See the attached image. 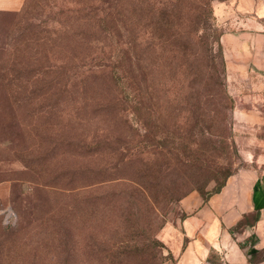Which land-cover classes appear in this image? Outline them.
Wrapping results in <instances>:
<instances>
[{"label":"trees","instance_id":"16d2710c","mask_svg":"<svg viewBox=\"0 0 264 264\" xmlns=\"http://www.w3.org/2000/svg\"><path fill=\"white\" fill-rule=\"evenodd\" d=\"M211 1L77 0L55 9L52 0H24L18 13L0 11V103L36 114V102L56 88V106L39 111L46 124L39 138L56 143L55 114L62 126L59 152L48 146L43 158L44 175L29 166L41 179L33 193L43 188L44 201L35 198L30 219L19 213L4 225L10 229L0 227L12 253L0 262L163 264V218L144 186L125 111L143 125L182 118L226 131L233 101ZM233 173L178 202L191 191L206 201ZM29 229L38 231L26 237Z\"/></svg>","mask_w":264,"mask_h":264},{"label":"rangeland","instance_id":"374dc122","mask_svg":"<svg viewBox=\"0 0 264 264\" xmlns=\"http://www.w3.org/2000/svg\"><path fill=\"white\" fill-rule=\"evenodd\" d=\"M75 1L77 0H52L55 9L61 6L73 7ZM229 1L231 0L211 1L212 23L221 42L224 63L222 77L225 90L233 101L226 131L212 126L208 127V123L191 126L193 124L185 123L182 118L178 123L169 121L152 124L148 122L143 125L135 119V115L129 109L125 111L131 126L129 127L130 134L135 136L133 142L136 146L132 150H140L139 159L143 164L139 168H142V174L147 177L144 186L150 188V191L157 196V209L163 218V225L157 233V237L164 245L163 253L166 255L163 264H175L170 249L171 226H177L183 217L179 209V197L202 186L205 192H209L222 179V175L236 172L247 163V137L251 130L246 127V121L235 117L233 112L237 102L251 105L252 95L256 92L253 88L256 81L252 86L236 83L237 81L232 77L231 57L224 54L222 37L232 30H237L238 27H246V25H239L235 22L236 14L224 13L220 10L219 6ZM263 1L257 0L259 6ZM23 4L24 0H0V11L18 13ZM16 15L13 14V17ZM250 15L257 19L261 29L264 28V13L261 9L257 13L252 11ZM3 22L5 19L3 15H0V27L4 26ZM54 24L58 26L57 23ZM51 26H53L52 23ZM247 26L251 27L249 24ZM49 93L53 94L48 101H37L33 106V109L38 110L36 114H32V111L31 114L21 112L14 106L9 107L4 102L0 103V183L6 188L4 194L0 193V227L3 229H10L4 227L2 220L5 209L10 208L17 214V221H19V213L28 220L33 212L32 205L35 198L39 204L44 201V189L39 188L34 194L33 187H41V185H35L33 181L41 180L38 177L44 175L43 171L47 170L43 158L47 154L48 146L54 149V153L59 152L56 143L60 139L59 128L61 127L62 130L60 120L55 114L54 125L50 129L56 143L48 145L47 141L39 138V135H43V130L46 129V124L39 118V116L42 117L39 111L45 104L56 106L61 96L56 88H52ZM55 112L57 113L56 108ZM239 123L241 126L236 125ZM111 126L110 124L104 127L109 129ZM113 126L110 129L117 133L121 132ZM210 138V141L206 140ZM56 162L57 160L54 161L55 169L57 168ZM29 166L39 176H35ZM211 177L215 179L210 180ZM36 178L38 179L35 180ZM1 228L0 231H2ZM37 231L38 229H29L26 237H33ZM0 241L4 243L3 246L0 245V253H2L0 258L5 259L12 254L9 251V241L1 239ZM0 264L15 263L9 260L0 262Z\"/></svg>","mask_w":264,"mask_h":264},{"label":"crops","instance_id":"0c3cea01","mask_svg":"<svg viewBox=\"0 0 264 264\" xmlns=\"http://www.w3.org/2000/svg\"><path fill=\"white\" fill-rule=\"evenodd\" d=\"M219 8L246 25L221 41L236 83L252 86L256 81L251 105L237 102L233 112L251 130L247 163L206 201L191 191L178 202L183 217L171 226V255L175 264H264V28L250 15L259 9L264 13V1L259 6L257 0H231ZM5 192L0 183V193Z\"/></svg>","mask_w":264,"mask_h":264},{"label":"built area","instance_id":"2783aa9c","mask_svg":"<svg viewBox=\"0 0 264 264\" xmlns=\"http://www.w3.org/2000/svg\"><path fill=\"white\" fill-rule=\"evenodd\" d=\"M16 218H17L16 214L10 208L4 210V216H3L4 224L14 225L16 222ZM203 264H215V263L205 260Z\"/></svg>","mask_w":264,"mask_h":264}]
</instances>
